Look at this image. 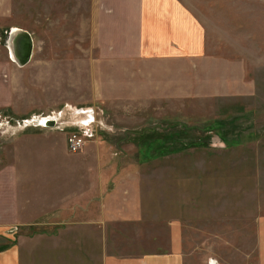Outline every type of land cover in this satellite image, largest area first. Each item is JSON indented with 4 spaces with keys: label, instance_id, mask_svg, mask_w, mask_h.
Returning a JSON list of instances; mask_svg holds the SVG:
<instances>
[{
    "label": "rangeland",
    "instance_id": "obj_1",
    "mask_svg": "<svg viewBox=\"0 0 264 264\" xmlns=\"http://www.w3.org/2000/svg\"><path fill=\"white\" fill-rule=\"evenodd\" d=\"M90 1L13 0L0 20V177L39 217L15 234L97 197L123 254L168 250L175 225L183 264H264V0H183L203 57L144 62L98 51Z\"/></svg>",
    "mask_w": 264,
    "mask_h": 264
},
{
    "label": "crops",
    "instance_id": "obj_2",
    "mask_svg": "<svg viewBox=\"0 0 264 264\" xmlns=\"http://www.w3.org/2000/svg\"><path fill=\"white\" fill-rule=\"evenodd\" d=\"M12 4L13 0H0V20ZM90 13L93 42L103 55L141 62L194 60L204 55V32L183 0H91ZM5 36L0 29L1 40ZM4 179L0 177V264H183L175 225L168 250L123 254L125 239L116 241L115 227L107 225L109 210L100 208L97 197L85 209L82 203L69 209L59 206V214L47 216L42 233L15 234L17 229L33 228L39 217L20 202L15 187H2L11 184ZM99 217L106 219L103 233ZM260 239L264 260V230Z\"/></svg>",
    "mask_w": 264,
    "mask_h": 264
},
{
    "label": "water",
    "instance_id": "obj_3",
    "mask_svg": "<svg viewBox=\"0 0 264 264\" xmlns=\"http://www.w3.org/2000/svg\"><path fill=\"white\" fill-rule=\"evenodd\" d=\"M20 32L23 34V37H24L23 47H22V49H23V58L22 59L16 58V60L19 61L21 66H24V65L28 64V62L31 59V54H32V51H33V40H32V38L29 35L27 36L24 32H22V31H20ZM10 51H11V55L14 56V53L12 52L11 48H10ZM14 58H15V56H14ZM41 122L44 125H48V126L56 125L55 121H50V123H49V122H46V121L42 120Z\"/></svg>",
    "mask_w": 264,
    "mask_h": 264
},
{
    "label": "built area",
    "instance_id": "obj_4",
    "mask_svg": "<svg viewBox=\"0 0 264 264\" xmlns=\"http://www.w3.org/2000/svg\"><path fill=\"white\" fill-rule=\"evenodd\" d=\"M88 112H89L88 115L86 114L87 117H85V119H83V121H82V123L84 122L82 125L84 128H87L89 126L87 123H88V121H91L93 118L90 115L91 111H88ZM61 116H62V114H59V116H54V117L52 116L50 118H52L55 121V123L58 124ZM42 120H44V119H42ZM42 120H40L39 123ZM89 124H92V123H89ZM84 142H85V140L82 137L75 135V134L71 135L68 139L69 147H70L71 151H73V152L80 149L84 145Z\"/></svg>",
    "mask_w": 264,
    "mask_h": 264
},
{
    "label": "bare ground",
    "instance_id": "obj_5",
    "mask_svg": "<svg viewBox=\"0 0 264 264\" xmlns=\"http://www.w3.org/2000/svg\"><path fill=\"white\" fill-rule=\"evenodd\" d=\"M23 40H24L23 34L20 31L15 30L13 32V35H12L10 41H9L10 48L12 49V52L14 53L15 58H18V59L23 58V49H22ZM33 51H34V42H33ZM33 51L31 54V59H32ZM14 56L12 58L15 60ZM31 59H30V61H31ZM44 121L50 123V121H54V120H44Z\"/></svg>",
    "mask_w": 264,
    "mask_h": 264
},
{
    "label": "flooded vegetation",
    "instance_id": "obj_6",
    "mask_svg": "<svg viewBox=\"0 0 264 264\" xmlns=\"http://www.w3.org/2000/svg\"><path fill=\"white\" fill-rule=\"evenodd\" d=\"M11 39V38H10ZM9 44V43H8Z\"/></svg>",
    "mask_w": 264,
    "mask_h": 264
}]
</instances>
